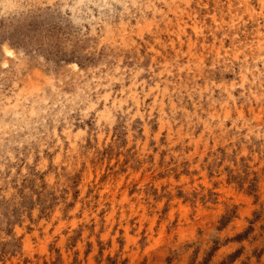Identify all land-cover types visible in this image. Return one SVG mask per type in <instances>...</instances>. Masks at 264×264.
<instances>
[{
    "label": "rangeland",
    "instance_id": "1",
    "mask_svg": "<svg viewBox=\"0 0 264 264\" xmlns=\"http://www.w3.org/2000/svg\"><path fill=\"white\" fill-rule=\"evenodd\" d=\"M263 225L264 0H0V264H264Z\"/></svg>",
    "mask_w": 264,
    "mask_h": 264
},
{
    "label": "trees",
    "instance_id": "2",
    "mask_svg": "<svg viewBox=\"0 0 264 264\" xmlns=\"http://www.w3.org/2000/svg\"><path fill=\"white\" fill-rule=\"evenodd\" d=\"M231 179H234V180H237L238 179V182L241 183V184L244 183V180H245V178L244 177H241V176H234ZM255 181H256V179H252L251 180V182H250V189H254V187H255ZM228 222H229V220H226V218L224 217L223 220H222V224H221L220 228L221 229L224 228L227 225ZM255 222H256V220L252 221L251 222V226L245 232L237 235L235 237V240L236 241H239V242H243L245 240H250V235L255 231V227L253 226V224ZM262 229H263L262 231L264 233V225L262 226ZM257 240H258V238L256 236L253 239H251V242H254V241H257ZM217 248H218L217 246L214 247L213 248V252L215 250H217ZM243 251H244V247H241L235 253L231 254L228 257V260L227 261H224L221 264H233L236 260H238L241 257ZM257 251H258V249H256L255 252H257ZM263 254H264V248L257 254V258H258V261L259 262L261 261V257H262ZM169 262H171V261L169 260ZM242 264H247V263L246 262H242Z\"/></svg>",
    "mask_w": 264,
    "mask_h": 264
},
{
    "label": "bare ground",
    "instance_id": "3",
    "mask_svg": "<svg viewBox=\"0 0 264 264\" xmlns=\"http://www.w3.org/2000/svg\"><path fill=\"white\" fill-rule=\"evenodd\" d=\"M6 52H7V54H9V56L13 53V51L11 50V49H9V48H7L6 49ZM40 75H42V74H40ZM42 77V76H41ZM35 93V92H34ZM31 96V95H30ZM36 96V95H35ZM33 99V98H32ZM111 229V228H110ZM157 253V252H156Z\"/></svg>",
    "mask_w": 264,
    "mask_h": 264
}]
</instances>
